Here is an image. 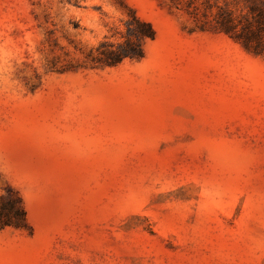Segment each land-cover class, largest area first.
Instances as JSON below:
<instances>
[{"label": "rangeland", "instance_id": "1", "mask_svg": "<svg viewBox=\"0 0 264 264\" xmlns=\"http://www.w3.org/2000/svg\"><path fill=\"white\" fill-rule=\"evenodd\" d=\"M232 2L0 0V194L28 223L0 264H264V59L214 30ZM130 10L143 58L73 68Z\"/></svg>", "mask_w": 264, "mask_h": 264}, {"label": "trees", "instance_id": "2", "mask_svg": "<svg viewBox=\"0 0 264 264\" xmlns=\"http://www.w3.org/2000/svg\"><path fill=\"white\" fill-rule=\"evenodd\" d=\"M193 1L195 0H187L186 6L189 7ZM232 5V10L216 7L214 30L238 42L248 53L264 59V0H233ZM154 37L151 24L130 10L118 40L105 38L94 53L86 56L84 63L73 68L102 69L117 66L126 59L140 60L144 56L145 43ZM8 227L28 229L22 200L9 187L0 194V231Z\"/></svg>", "mask_w": 264, "mask_h": 264}]
</instances>
